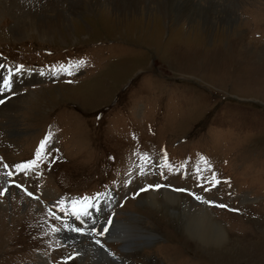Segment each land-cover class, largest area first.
I'll return each mask as SVG.
<instances>
[{
	"label": "rangeland",
	"instance_id": "obj_1",
	"mask_svg": "<svg viewBox=\"0 0 264 264\" xmlns=\"http://www.w3.org/2000/svg\"><path fill=\"white\" fill-rule=\"evenodd\" d=\"M8 1L0 0V47L50 74L24 70L15 75L23 83L0 92V264H88L62 238L61 210L49 206L67 189L111 191L103 215L142 229L129 244V231L116 235L120 250L109 247L132 264H264V0H241L231 22L211 12L209 25L165 21L153 8L124 9L123 0L85 1L49 34L24 27L18 37L11 28L26 6ZM62 65L72 66L55 70ZM14 97L19 106L6 113ZM48 132L57 136L37 165L17 168L36 159ZM186 154L199 168L179 175L162 157L177 167ZM206 208L215 236L201 243L177 226ZM80 220L63 223L78 239L91 227Z\"/></svg>",
	"mask_w": 264,
	"mask_h": 264
},
{
	"label": "bare ground",
	"instance_id": "obj_2",
	"mask_svg": "<svg viewBox=\"0 0 264 264\" xmlns=\"http://www.w3.org/2000/svg\"><path fill=\"white\" fill-rule=\"evenodd\" d=\"M11 1H14L15 4H18V6L20 7L26 6L25 9L19 11L20 15L15 18V25L13 28H11V34H13L14 36H21L23 35L22 31L24 30V27H33L42 35L49 34L51 29L55 27L57 28L61 21L63 22V20H68L70 16H72L76 12V10L74 9L80 8L85 1L87 2V4H89V6H92V3L95 5L96 2H99L101 0H9L8 2ZM61 1H67V7L60 8L57 3ZM103 1L114 2L117 0ZM124 1L126 3L124 9H129V7H133V9L136 10V8H139L138 6H142L141 8H145L148 11V9L153 8L157 10L156 13L158 14V16L162 17L165 21L169 20V18L173 16L175 20L178 18H182L181 23H190L195 21L198 24L199 21L202 22L204 25H209L212 24V18L210 16L211 12H214L215 14L218 12H222L225 15V19H222L224 22L233 21L234 15L236 14L234 8L238 7L241 0H123V2ZM73 5H75L74 9H72ZM114 5L116 8L121 7L118 3H114ZM190 5L194 6V8H185ZM53 8L54 12H51L53 11ZM58 13L60 14L57 16ZM19 102L20 101L18 100V97L10 99L6 106L7 109L3 111L8 113L10 110L17 109L19 106ZM8 108H10V110ZM44 128L42 132L44 131ZM147 195L151 198H155L158 201L157 194H153L151 191H149ZM163 197L166 198V194ZM168 206L170 205L168 204ZM202 210L203 211H199L196 209L192 211L189 219L181 222L180 225L177 226V228L182 230L184 234L188 235L196 241H199L201 243L212 242L214 241L212 237H214L215 235L214 233H212L211 229L209 230V228L214 224L215 220H213L212 212L209 208ZM53 216L55 217V215ZM63 223H61L62 228H64V230L62 231V238L65 239V241H75L74 243L76 244L78 252L77 256L79 255V260H87L88 264H97L96 261L107 264H132V262L130 263V261H128L124 255H122V257L115 256L116 254H112L109 249V246L102 242L94 233L90 232L89 235L78 239L80 231L78 229H75L72 225L64 224L63 227ZM112 230L113 232L111 234H103L106 239H108V237L115 239L116 237H118L116 235L120 234L121 236L124 235V233H126L127 231H129L130 235L128 237L127 233L125 235L127 237L128 244L129 242H132L131 240L134 238V235L136 236L142 233V229H139L138 231L134 232L131 229H122L121 223L117 222L113 223ZM71 231H73V233ZM217 232L221 234L220 231ZM146 236L148 235L146 234ZM219 236L221 237V235ZM41 264L47 263L43 260Z\"/></svg>",
	"mask_w": 264,
	"mask_h": 264
},
{
	"label": "snow or ice",
	"instance_id": "obj_3",
	"mask_svg": "<svg viewBox=\"0 0 264 264\" xmlns=\"http://www.w3.org/2000/svg\"><path fill=\"white\" fill-rule=\"evenodd\" d=\"M80 64L83 63V61H79ZM72 65H69L68 67H65V66H60L59 69H55L57 71H68L69 68L71 67ZM0 67H3L2 65H0ZM20 67L22 66H18L16 68V71H20ZM10 87V81L9 80H4L3 81V86H0V92L4 91L5 89L9 88ZM4 101L3 100H0V103H3ZM47 142V138L45 140H42L38 149H37V153H36V159L32 160V161H29L27 162V164H24V165H17L16 167L17 168H25V167H33V166H36L38 161L42 158L41 156V153H42V150L43 148L45 147V144ZM213 179H215V176H213ZM218 182V181H217ZM151 187V186H150ZM156 188H160L162 187L161 185L157 184L155 185ZM177 191H185V189H176ZM208 189H205V191H207ZM198 199H201V197H197ZM220 207H227L226 205H219ZM233 211H239V209H233Z\"/></svg>",
	"mask_w": 264,
	"mask_h": 264
}]
</instances>
